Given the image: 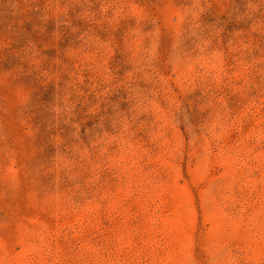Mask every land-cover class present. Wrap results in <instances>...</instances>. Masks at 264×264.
<instances>
[{"label": "rangeland", "instance_id": "1", "mask_svg": "<svg viewBox=\"0 0 264 264\" xmlns=\"http://www.w3.org/2000/svg\"><path fill=\"white\" fill-rule=\"evenodd\" d=\"M0 264H264V0H0Z\"/></svg>", "mask_w": 264, "mask_h": 264}]
</instances>
